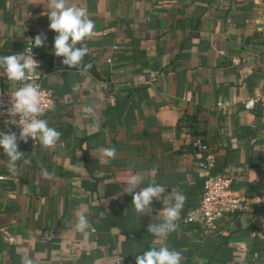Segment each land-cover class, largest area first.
<instances>
[{
  "label": "crops",
  "instance_id": "0c3cea01",
  "mask_svg": "<svg viewBox=\"0 0 264 264\" xmlns=\"http://www.w3.org/2000/svg\"><path fill=\"white\" fill-rule=\"evenodd\" d=\"M71 3L94 22L83 43L96 75L56 68L48 0H0V56L23 52L28 33L47 36L36 49L55 105L41 119L61 133L52 149L20 141L31 163L17 162L15 172L0 149V264H136L162 245L181 251L182 264H264V101L242 105L264 88V0ZM19 85L0 69V89ZM221 101L234 105L222 110ZM9 129L19 135L0 120V132ZM194 138L231 169L233 189L250 205L216 230L183 221L203 192ZM108 147L114 159L103 157ZM135 174L140 187L155 182L186 195L167 237L147 231L162 201L149 215L135 212L125 191ZM80 215L86 232L74 227Z\"/></svg>",
  "mask_w": 264,
  "mask_h": 264
},
{
  "label": "clouds",
  "instance_id": "9594fccd",
  "mask_svg": "<svg viewBox=\"0 0 264 264\" xmlns=\"http://www.w3.org/2000/svg\"><path fill=\"white\" fill-rule=\"evenodd\" d=\"M50 30L57 33L54 37V55L63 57V65L70 69L87 70L90 64L84 63V57L89 53L85 43L94 32V22L90 19L84 7H78L71 0H48ZM33 43L24 52L0 56V69L10 81L24 82L23 86L11 95L10 107L7 114L15 124L19 117V135L15 131L0 132V149L9 158L8 167L15 172L17 162L23 160L25 165L31 163L25 159V153L19 150V143H28L29 138L39 140L45 149L55 148L61 133L54 127H49L48 121L38 118L42 114V92L40 86L29 82L33 80L37 61L32 54V47H43L47 36L43 33L31 39ZM79 45V46H77ZM103 157L114 159L116 148L103 149ZM103 162V161H102ZM46 173V170H44ZM144 177L139 174L130 175L125 191L132 196V206L136 213L149 215L152 212L153 201H162L164 207L155 217L154 223L147 226V231L156 238H164L175 232L187 201L185 194L179 190L167 192L163 185L150 182L146 187H140ZM74 227L80 232H86L89 225L84 215L75 221ZM136 264H182L183 254L179 250L170 249L166 245L158 249L152 247L135 257ZM31 264V262H29Z\"/></svg>",
  "mask_w": 264,
  "mask_h": 264
},
{
  "label": "built area",
  "instance_id": "2783aa9c",
  "mask_svg": "<svg viewBox=\"0 0 264 264\" xmlns=\"http://www.w3.org/2000/svg\"><path fill=\"white\" fill-rule=\"evenodd\" d=\"M37 34L28 33L24 39L25 49L29 48ZM32 54L38 65L33 75V80L29 82L36 83L40 86L42 92V114L38 118L53 109L55 105V94L53 90L45 89L42 86V75L40 73L41 59L36 47H32ZM111 60H108L110 62ZM24 82H20L19 87L13 90L0 89V120L10 121L11 118L7 114V109L11 106V95L17 89L23 86ZM264 101V89L261 94L255 95L242 102L246 110H253L257 103ZM234 105L233 101H221L216 104V107L222 110L229 109ZM14 124V123H13ZM19 124V117H16L15 126ZM18 132L20 129L17 127ZM32 144L37 140L29 138ZM192 150L201 152L205 157L203 161H199L198 169L203 175V192L197 207L186 212L183 221L184 223H198L206 229L216 230L219 224L230 214L239 212L247 213L250 205L246 198H244L238 191L232 187L233 176L230 168H225L221 174L211 175L210 170L214 165V154L211 152L209 146L201 140H195L192 143ZM264 156V145L262 148ZM6 178L0 176V180ZM13 184L18 183V177L13 175L10 178Z\"/></svg>",
  "mask_w": 264,
  "mask_h": 264
},
{
  "label": "trees",
  "instance_id": "16d2710c",
  "mask_svg": "<svg viewBox=\"0 0 264 264\" xmlns=\"http://www.w3.org/2000/svg\"><path fill=\"white\" fill-rule=\"evenodd\" d=\"M255 36H261V33H255ZM262 42L264 43V39L262 40ZM264 89V88H263ZM263 92V91H262ZM54 108V107H53ZM48 113V112H47ZM195 140H201L203 143H205V144H207L206 142H204L202 139H200V138H194L193 139V142L195 141ZM208 145V144H207ZM192 148V147H191ZM204 155L202 154V157H201V159H200V161H203V159H204ZM225 168H227V167H225L224 165L221 167V166H218V162L216 161V158H215V156H214V165H213V167L211 168V170H210V174L211 175H218V174H221L222 172H223V170L225 169ZM243 215V213H239V212H236L235 213V217H240V216H242Z\"/></svg>",
  "mask_w": 264,
  "mask_h": 264
},
{
  "label": "water",
  "instance_id": "95a60500",
  "mask_svg": "<svg viewBox=\"0 0 264 264\" xmlns=\"http://www.w3.org/2000/svg\"><path fill=\"white\" fill-rule=\"evenodd\" d=\"M77 46H79V45H77ZM63 59H64L63 57H56V68H57V69H59V70H76V69H70V68H68V66L63 65V63H62V60H63ZM84 63H85L86 65L90 64L91 67L88 68L87 70H83V71H87V72L92 73L93 75H96V74H95V73H96L95 65H94V63H92V61L87 57V55L84 57ZM77 71H81V70H77Z\"/></svg>",
  "mask_w": 264,
  "mask_h": 264
}]
</instances>
